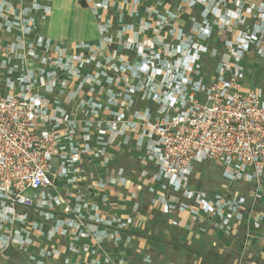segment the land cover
<instances>
[{"label":"crops","instance_id":"0c3cea01","mask_svg":"<svg viewBox=\"0 0 264 264\" xmlns=\"http://www.w3.org/2000/svg\"><path fill=\"white\" fill-rule=\"evenodd\" d=\"M27 1L0 0V92L20 91L24 85L19 78L32 77L33 93H39L50 108L69 112L78 128L66 151L77 159L81 180L58 182L43 207L19 206L8 219L0 208V264H264V194L255 202L251 187L234 189L246 197L241 209L246 217L233 220L231 234L198 209L165 214L164 201L196 203L166 192L151 180L156 167L141 158L144 138L126 120L117 121V113L125 111L118 104L120 94L136 81H115L116 73L107 71L109 56H116L113 62L118 66L140 62L136 49L142 41L156 37L158 20L188 26L201 4L105 0L110 7L101 10L98 18L87 0H36L33 10ZM28 17L35 24L25 32L20 20ZM142 24L150 27L139 30ZM46 40L59 49L50 51ZM102 40H108L103 49ZM32 49L36 57L28 55ZM80 51L101 61L85 66L81 77H66L59 64L68 54ZM48 52L57 62L41 61ZM248 65L251 74L254 65ZM40 77L60 81L41 90ZM263 84L249 78L243 83L245 89ZM135 99L136 109L154 112L141 95ZM113 123L117 132L111 130ZM60 161L57 158L54 163ZM191 184L209 194L222 190H208L192 180ZM25 212L27 218L22 216Z\"/></svg>","mask_w":264,"mask_h":264},{"label":"built area","instance_id":"2783aa9c","mask_svg":"<svg viewBox=\"0 0 264 264\" xmlns=\"http://www.w3.org/2000/svg\"><path fill=\"white\" fill-rule=\"evenodd\" d=\"M87 1L98 18L101 10L110 7L105 0ZM185 1L189 6L201 4L189 25L170 26L158 20L156 37L142 41L136 49L140 62L118 66L113 62L116 56L104 59L110 64L107 71L116 73L115 81H136L120 94L118 104L125 111L117 113V121L126 120L144 138L141 158L156 167L151 180L166 192L196 203L167 200L163 213L201 210L219 229L231 234L233 220L246 217L241 212L246 197L238 196L231 186L251 187L255 202L264 194V85L248 89L243 85L248 78L247 61L254 56L264 58V2ZM230 3L236 7L232 9ZM27 4L36 8V0ZM34 24L33 17L20 20L25 32L33 30ZM109 27L106 24L104 31ZM148 27L144 24L139 30ZM107 42L102 40V49ZM45 44L50 51L59 49L49 40ZM28 55L37 56L34 49ZM40 59L57 62L49 52ZM95 60L101 61L80 51L68 54L59 68L66 77L78 78ZM19 81L24 85L20 91L0 92V208L6 219L19 206L43 207L58 182L78 184L81 180L77 159L66 151L77 132V121L33 93L32 77ZM59 81L58 77H40L37 84L46 90ZM137 94L151 103L154 112L135 108ZM117 129L113 123L111 130ZM57 158L61 161L55 164ZM203 162L221 170L226 182L222 190L209 194L192 186L195 165ZM22 216L27 218V213Z\"/></svg>","mask_w":264,"mask_h":264},{"label":"rangeland","instance_id":"374dc122","mask_svg":"<svg viewBox=\"0 0 264 264\" xmlns=\"http://www.w3.org/2000/svg\"><path fill=\"white\" fill-rule=\"evenodd\" d=\"M247 63L254 65L253 71L248 74V78L251 81H261L264 83V59L254 56ZM263 69V72L261 71ZM257 83V82H256ZM264 85V84H263ZM195 171L192 175L191 180L196 181L197 184L203 185L208 190H220L223 189L224 184L226 183L221 170L210 162L196 163ZM233 189H237L239 185L231 186Z\"/></svg>","mask_w":264,"mask_h":264},{"label":"trees","instance_id":"16d2710c","mask_svg":"<svg viewBox=\"0 0 264 264\" xmlns=\"http://www.w3.org/2000/svg\"><path fill=\"white\" fill-rule=\"evenodd\" d=\"M261 71H262V69H261ZM263 72V71H262Z\"/></svg>","mask_w":264,"mask_h":264}]
</instances>
